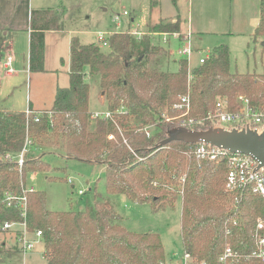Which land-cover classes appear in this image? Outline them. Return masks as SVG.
<instances>
[{"label":"trees","instance_id":"16d2710c","mask_svg":"<svg viewBox=\"0 0 264 264\" xmlns=\"http://www.w3.org/2000/svg\"><path fill=\"white\" fill-rule=\"evenodd\" d=\"M259 1V22L252 36L262 39L264 52V0ZM57 13L51 8L31 10V72L44 70V32L61 28ZM151 28L170 33L179 29V20L159 22ZM107 41L104 50L94 42L81 43L77 36L71 37L69 84L57 88L49 108H30L38 114L29 117L24 111L0 110V194H21L25 172L48 168L42 156L54 147L65 158L102 164L108 194H123L133 202L149 205L152 211L174 207L176 188H181L182 245L191 258L217 264L227 244L240 254L253 253L256 220L261 217L264 221V198L246 191L234 205V194L225 188V160L199 165L185 154L191 144L172 141L164 147L148 148L172 126L162 115H176L173 105L186 94V61L178 59L176 70L150 67L151 58L164 49L154 45L148 34L136 39L128 30L115 31ZM2 42L0 36V47ZM229 53L226 44H219L203 63L190 68V117L206 116L218 98L233 106L239 95L264 110V58L262 73H239L230 70ZM87 73L98 76L107 109L115 114L122 133L112 121L92 118ZM121 107L125 113L118 112ZM127 117L132 118V124L125 122ZM151 122L156 124L151 137L133 129V124ZM208 126L202 123L194 128ZM109 134L114 138L109 139ZM26 139L30 144L19 168L15 160L4 155L20 152ZM26 196L28 228L41 231L47 264H159L166 259L158 233L127 230L113 207L96 195L85 209L66 211L47 209L43 191L28 190ZM17 219V207L0 211V222ZM226 229H231V234L226 235ZM260 232L264 235V227ZM233 264H264V260L251 256Z\"/></svg>","mask_w":264,"mask_h":264},{"label":"rangeland","instance_id":"374dc122","mask_svg":"<svg viewBox=\"0 0 264 264\" xmlns=\"http://www.w3.org/2000/svg\"><path fill=\"white\" fill-rule=\"evenodd\" d=\"M46 8H51L61 15L59 34L68 35V30H78L82 43L96 44L97 32L109 33L138 29L150 36L154 45L161 46L164 53L153 56L150 67L160 70H176L179 57L176 54L178 43L166 37L153 34L151 23L158 21L159 15L153 8L152 0H45ZM57 2V3H56ZM63 4V5H62ZM259 0H160L162 16L178 13L181 28L185 31L188 23L192 31L191 43L193 54L192 66L199 64V57L204 56L213 47L226 44L229 47L230 70L233 72L262 73L264 52L262 39L253 38L254 17L260 15ZM126 10L128 14H123ZM118 16V20L114 17ZM168 18V17H167ZM172 18V17H170ZM168 18V20H170ZM60 28V29H61ZM159 33V32H158ZM66 50V44L57 49ZM107 50V47H101ZM49 70L39 73L18 71L8 74L4 67L7 54L0 50V110L23 111L29 102L35 108H49L57 86L69 84L67 53L56 57L57 50L48 45ZM157 61V62H156ZM156 63V64H155ZM191 66V68H192ZM85 80L89 84V109L92 112L107 108L104 95L99 87L98 76ZM38 112H31L37 115ZM98 120V117H93ZM129 124V123H128ZM225 125V124H223ZM119 131V130H118ZM42 160L49 164L46 169L27 170L23 176V187L29 190L43 191L46 208L52 211L83 210L93 203V197L109 203L120 216L121 224L135 233L156 232L164 246L165 258L172 262L183 254L181 237V195L174 201V207L152 211L147 204L129 200L125 195H111L105 190L104 167L99 163H90L65 158L57 148L47 149ZM82 190V193L79 191ZM176 191V192H177ZM0 233V249L5 250L2 264H47L43 257L44 246L38 242L34 249L23 255L14 249L15 242ZM5 241V242H4ZM229 242V241H228ZM6 244V245H5ZM7 250H10L6 252ZM202 262V261H201ZM191 258V264H200Z\"/></svg>","mask_w":264,"mask_h":264},{"label":"built area","instance_id":"2783aa9c","mask_svg":"<svg viewBox=\"0 0 264 264\" xmlns=\"http://www.w3.org/2000/svg\"><path fill=\"white\" fill-rule=\"evenodd\" d=\"M123 14H128L126 10ZM118 20V16L114 17ZM131 35L136 39H140L143 33L141 30L133 29L128 30ZM155 35H160L162 39H166L167 36L173 41L178 43L176 50L177 56L184 59L188 67V82L186 94L179 97V100L173 105L177 114L171 117L162 115V119L171 124L172 126H184L187 128H194L196 125L202 123H208L210 125H220L225 128H242L249 127L262 131L264 129V110L253 107L248 98L239 95L233 104L230 106L227 99L218 98L212 109L208 111L206 116L201 118H194L189 116L190 112V98H189V82L192 78L190 73L191 63L190 58L193 54V47L191 43V32L187 31L181 33L180 31L173 32H153ZM109 33L97 32L96 40L100 47H108L107 37ZM208 56V52L204 56L199 57V63H203L205 57ZM4 67L8 73L13 72L12 59L7 56ZM33 110L27 109L25 111L26 117H29ZM118 112L125 113L126 111L121 107ZM34 113V112H33ZM98 117V119H108L116 126L119 132L122 133L121 127L118 124L115 114L110 110L95 111L92 112V118ZM96 119V118H95ZM131 117L125 119L126 123H133ZM161 119V120H162ZM160 120V121H161ZM225 124V125H223ZM134 131H142L146 137H151L153 130L155 129V122L148 124H133ZM109 139L114 138L113 134L108 135ZM126 142L125 139H123ZM30 141L26 139L24 147L17 154H5L4 158L7 160H15L18 167L21 168L24 159V153L27 151ZM185 154L194 157L197 163L200 165L204 161H218L224 159L227 166L225 188L227 191L234 194V205L239 203L240 196L246 191H251L260 197L264 198V164L251 154L231 152L227 149L210 145L204 142H197L188 146ZM180 182H184V177H181ZM29 189L22 188L21 194H14L12 192H5L0 194V211L4 209H10L17 207L19 213V219L17 220H4L0 222V231L11 234V238L15 240L14 249L21 252L23 255L30 253L35 245L42 241V233L38 229L30 230L27 224V209L28 202L26 193ZM82 193V190L79 191ZM182 194V191H179ZM235 223V220H233ZM264 227V221L261 217L256 220V228L254 233V241L256 249L251 254H240L234 251L233 248L227 244L224 250L219 254L217 264H233L243 258L257 257L264 260V235L260 230ZM231 234V229H226V235ZM23 264H26L25 262ZM159 264H191V257L188 253L183 251L182 256L172 262L171 260L163 259L159 261ZM200 264H206L201 262Z\"/></svg>","mask_w":264,"mask_h":264},{"label":"crops","instance_id":"0c3cea01","mask_svg":"<svg viewBox=\"0 0 264 264\" xmlns=\"http://www.w3.org/2000/svg\"><path fill=\"white\" fill-rule=\"evenodd\" d=\"M44 1L45 0H0V36L3 39L0 50L5 52L7 56L11 57L12 66L14 68H16L18 71H23V72L27 71L28 74L33 73L29 71V39H30V24H31L30 14L33 8H46L44 7L45 5ZM152 1L154 3L153 8H155V12L159 15V17H158V21L154 23L152 22L149 27L159 22L168 23L178 19L179 20L178 31H180L181 33L190 31L192 35V31L189 23L185 31L181 28V24H180L181 18L180 15L178 14L179 12L177 14L175 12L174 15L167 16L168 18L172 17L170 18V20H168L166 16H162V11L160 9V0H152ZM253 20L256 21L258 20L255 23V25H257L259 22V18L254 17ZM62 30L64 31V26L61 29L46 30L44 32V70L40 71L39 73H43L49 70V66L47 63L48 62L47 50H48V45L52 42L53 47L55 48V50L58 51V53L55 54L56 57L58 56L60 57L61 54L63 55V52L67 53L68 68H66V70L64 71L65 73L68 74L70 67V39L72 36L78 37L77 34L80 31L70 29L67 32L68 35L63 36L59 34V31ZM64 43L66 44V50L64 51L62 48L58 50L57 48L61 45H64ZM58 87L60 86H57V88ZM30 108L33 110L45 109V108H35L32 106V103L30 104L29 102V106L27 109L30 110ZM27 109L23 111L25 112ZM5 111H18V110L7 109ZM0 233H3L9 238L7 232L0 231ZM5 250L0 249V260L5 255H7V253H5ZM8 251L10 250H7L6 252Z\"/></svg>","mask_w":264,"mask_h":264},{"label":"water","instance_id":"95a60500","mask_svg":"<svg viewBox=\"0 0 264 264\" xmlns=\"http://www.w3.org/2000/svg\"><path fill=\"white\" fill-rule=\"evenodd\" d=\"M172 141L188 144L204 142L231 152L251 154L261 162V165L264 164V129L257 131L249 127L225 128L220 125H210L207 128L171 126L166 129L161 140L148 148L164 147Z\"/></svg>","mask_w":264,"mask_h":264}]
</instances>
